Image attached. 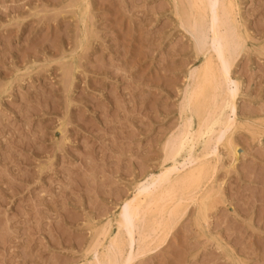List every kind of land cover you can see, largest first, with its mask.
Instances as JSON below:
<instances>
[{"label": "rangeland", "instance_id": "374dc122", "mask_svg": "<svg viewBox=\"0 0 264 264\" xmlns=\"http://www.w3.org/2000/svg\"><path fill=\"white\" fill-rule=\"evenodd\" d=\"M232 1L236 117L210 159L206 217L187 202L132 264H264V0ZM187 5L0 0V264H88L159 172L201 62Z\"/></svg>", "mask_w": 264, "mask_h": 264}, {"label": "bare ground", "instance_id": "6f19581e", "mask_svg": "<svg viewBox=\"0 0 264 264\" xmlns=\"http://www.w3.org/2000/svg\"><path fill=\"white\" fill-rule=\"evenodd\" d=\"M234 14L232 0H188L186 24L196 37L201 62L187 75L180 128L164 143L159 172L137 185L136 194L122 205L114 230L102 229L103 238L93 244L88 264H132L157 249L181 219L187 202L196 200L206 217L210 159L233 130L236 117L238 83L232 81L231 68L240 36ZM232 153L237 158L236 150Z\"/></svg>", "mask_w": 264, "mask_h": 264}]
</instances>
